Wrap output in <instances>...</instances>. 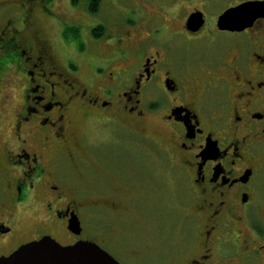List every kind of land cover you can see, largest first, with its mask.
<instances>
[{
	"label": "flooded vegetation",
	"instance_id": "obj_1",
	"mask_svg": "<svg viewBox=\"0 0 264 264\" xmlns=\"http://www.w3.org/2000/svg\"><path fill=\"white\" fill-rule=\"evenodd\" d=\"M90 1L0 0V260L50 238L135 264H264V19L218 28L226 10L264 0L212 17L198 8L182 17L179 1L193 0L171 9L124 0L109 22L97 20L103 0L93 13ZM195 13L204 22L190 31ZM69 14L89 26L81 63L65 54ZM45 20L61 28L60 46L40 38ZM99 124L129 140L155 128L179 188L175 224L150 214L148 234L126 249L110 223L139 216L137 181L106 168L90 133Z\"/></svg>",
	"mask_w": 264,
	"mask_h": 264
},
{
	"label": "rangeland",
	"instance_id": "obj_2",
	"mask_svg": "<svg viewBox=\"0 0 264 264\" xmlns=\"http://www.w3.org/2000/svg\"><path fill=\"white\" fill-rule=\"evenodd\" d=\"M87 1L88 0H83V5H86ZM146 1L151 3L157 0ZM243 1L246 0H193L184 3L179 1L178 6L182 8V12L180 11L182 17L187 10L190 11L193 8L205 10L207 14L212 17L223 12L228 7L235 6ZM66 2H68V0H61L63 5H66ZM159 3L163 4L166 9H171L175 1L160 0ZM126 9V1L124 0H103L102 9L97 20L109 22L113 16L120 18L121 15L119 14L121 13H119V10L123 12ZM123 14H126V12ZM173 18H175V23L172 22L171 25L178 26L179 24L177 21H181L180 17H178L177 14ZM85 21L86 19L84 20V18L81 19L73 15H70L67 20L70 24L79 27L82 36L88 39L89 26L84 25L80 27V22ZM38 30L40 31L39 35L42 40L49 41L53 39L57 43V46H60L57 40V37L60 36L61 33L60 27L53 26V24L45 20L38 26ZM71 42L73 49L65 52V54H67L73 62H83L84 57L78 51L77 43ZM89 56L92 55L89 54ZM83 69L84 66H81V72H83ZM90 133L93 147H95L98 154L103 156V161L107 164L106 168H109L118 178L126 180L133 178L137 181L134 180L136 182V187L132 194L136 196L139 195L136 197L139 203L137 204L139 216L133 221L125 220L123 222L114 221L110 223V231L113 234L112 241L115 245L126 249L127 246L133 245L137 241L131 238L132 235L144 238L145 234H148L149 229L143 226V219L148 218L150 214H154L155 216L159 214L163 215L165 221L164 225L168 229L171 225H174L176 221L175 218L178 216L177 197L179 188L175 183L173 184V174H170L167 170L165 156H160L157 151H155V149L157 150V146L153 144L154 140L158 142L163 141L158 131L155 128H147L143 134V136L145 135L144 138L139 135H133L131 140H129L127 138L128 135L119 127L116 128L114 126H107L106 124H99L92 126ZM146 136L152 138V140H150L151 142L146 139ZM101 184L106 186L102 182ZM147 199L152 201L151 205L145 202ZM125 214V212L122 213L119 218L128 219L130 214ZM178 229L179 228L176 226L173 232L180 233ZM114 257L120 264H135L132 255L126 252H122L119 256L117 255Z\"/></svg>",
	"mask_w": 264,
	"mask_h": 264
},
{
	"label": "water",
	"instance_id": "obj_3",
	"mask_svg": "<svg viewBox=\"0 0 264 264\" xmlns=\"http://www.w3.org/2000/svg\"><path fill=\"white\" fill-rule=\"evenodd\" d=\"M264 19V1L246 2L226 10L218 20V28L241 32ZM202 13L191 15L188 30L197 31L203 25ZM0 264H120L105 250L90 242L63 247L55 240L45 238L21 247Z\"/></svg>",
	"mask_w": 264,
	"mask_h": 264
},
{
	"label": "trees",
	"instance_id": "obj_4",
	"mask_svg": "<svg viewBox=\"0 0 264 264\" xmlns=\"http://www.w3.org/2000/svg\"><path fill=\"white\" fill-rule=\"evenodd\" d=\"M101 1L102 0H91L90 1L89 8H90V11L92 13L96 11V9L98 8ZM100 32H102V29H98L95 34L99 35ZM65 35L69 40L77 43L78 49H80V47H82L81 43H80L81 32H80L79 27H67L65 30Z\"/></svg>",
	"mask_w": 264,
	"mask_h": 264
},
{
	"label": "bare ground",
	"instance_id": "obj_5",
	"mask_svg": "<svg viewBox=\"0 0 264 264\" xmlns=\"http://www.w3.org/2000/svg\"><path fill=\"white\" fill-rule=\"evenodd\" d=\"M255 24V23H254Z\"/></svg>",
	"mask_w": 264,
	"mask_h": 264
}]
</instances>
